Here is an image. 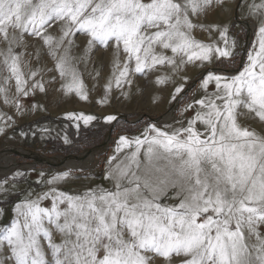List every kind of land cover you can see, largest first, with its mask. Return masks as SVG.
Instances as JSON below:
<instances>
[{
	"label": "snow or ice",
	"instance_id": "6c2138e0",
	"mask_svg": "<svg viewBox=\"0 0 264 264\" xmlns=\"http://www.w3.org/2000/svg\"><path fill=\"white\" fill-rule=\"evenodd\" d=\"M212 3L213 0H0V33L9 41L3 64L10 73L2 78L0 93L9 102L8 81L13 77L19 95H29V87L44 91L40 82L29 86L26 77L37 73L21 70V58L13 53L11 43L29 31L41 36L54 20L62 22L55 50L75 32H84L92 37L90 44H122L127 60L134 61L135 73H146L165 64L174 69L193 61L210 64L214 58L226 66L234 61L232 49L236 46L234 40L227 39V26L221 29L224 47L197 41L191 34L201 25H194L189 13L204 12ZM252 8L264 9V4ZM9 29H18L19 33L13 31L10 35ZM43 39L52 44L54 37L44 33ZM68 43L71 46L73 42ZM167 50L173 53L171 57L166 55ZM68 51L64 49L57 67L62 77L71 79L65 85L67 90L83 94V82L68 62ZM115 68L117 86L130 82L128 63L121 66L117 60ZM158 82L167 83L168 78L158 77ZM209 85H214L216 91L195 102L199 108L186 127L183 122L180 128L165 131L149 126L143 138H119L117 151H131L109 174L115 181V190L102 188L81 196L59 191L54 185L67 178L69 171L44 181L53 186L37 193L35 199L29 193L16 204L17 215L11 226L0 228V251L8 245L14 264H152L149 254L189 257L183 264H264V236L259 232V226L264 225V136L238 123L241 108L264 121V24L259 27L257 48L248 55L243 70L227 74L223 67L218 71L209 69L202 88L206 90ZM182 89L181 85L175 91L179 94ZM193 107L187 104L185 110ZM69 119L79 127L81 121L87 125L97 118L72 113ZM106 119L113 121L116 117ZM198 122L204 126L206 138H201L205 133L196 127ZM3 130L0 127V132ZM141 149L147 161L142 170ZM161 159L167 165L157 167L155 162ZM205 162L210 164L211 172H205ZM125 182L134 187H124ZM177 184L190 194L178 206L162 205L160 196H166L165 189ZM48 199L51 207L42 206L41 202ZM45 224L55 225L65 235L63 243L52 242V232ZM244 229L249 238H256L255 244L246 243ZM41 234L52 249L51 258H46L43 251Z\"/></svg>",
	"mask_w": 264,
	"mask_h": 264
},
{
	"label": "rangeland",
	"instance_id": "374dc122",
	"mask_svg": "<svg viewBox=\"0 0 264 264\" xmlns=\"http://www.w3.org/2000/svg\"><path fill=\"white\" fill-rule=\"evenodd\" d=\"M261 4H264V0H213L206 11L189 13L192 23L201 25L191 32L197 41L224 47L221 29L227 26V39L229 42L234 40L236 46L232 49L235 59L226 66L220 65L218 59L214 58L210 64L186 62L179 69L165 64L157 66L155 70L149 69L146 73H135L132 70L134 61L127 60L122 44L119 47L112 41L108 45L99 41L90 44L92 37L84 32H75L66 38L59 50H55L56 39L62 34V22L57 20L44 29V33L54 37L52 44L45 43L44 33L35 36L30 31L23 33L18 41L12 42L13 53L21 58V70L24 73H37L35 78L26 77L29 86L32 82H40L44 91L39 88L33 91L29 87V95H19L13 77L8 81L9 102L6 103L4 95L0 93V127L4 129L0 132V228L11 226L17 215V203L23 201L29 193L35 199L37 193L47 191L53 185L44 181L58 173L70 172L67 178L54 185L59 191L69 195L81 196L102 188L115 190V181L109 174L131 151H117L119 138H143L142 134L149 126L165 131L180 128V122H183L186 127L199 108L195 102L216 91L214 85H209L206 90L202 88V80L209 69L218 71L223 67L227 74H238L247 65L248 55L257 48L259 27L264 24V9L253 10L252 6ZM13 31L19 33L18 29H9L10 35ZM69 40L73 42L71 46ZM8 47L9 41L0 33V84L3 83V77L10 75L3 64ZM65 48L69 49L68 62L83 82V94L69 92L65 85L71 82L70 77L60 75L57 64L60 57L65 55ZM156 51H161L159 46ZM166 55L171 57L173 53L167 50ZM176 59L179 63L180 58ZM117 60L121 66L125 63L130 65V82H123L120 86L115 83ZM162 76L168 78L167 83L158 82V77ZM181 85L182 92L177 94L175 89ZM84 95L87 96L86 99ZM190 103L194 107L185 110ZM72 113L92 115L97 119L87 125L81 121L77 127V122L69 119V114ZM239 113L238 123L242 127L264 136V121L244 108L239 109ZM108 116H115L116 119L108 121ZM196 127L201 133H205L204 126L199 122ZM201 138H206V133ZM140 161L142 170L147 163L143 149ZM69 162L79 166L68 167ZM155 164L162 167L167 165V161L161 159ZM202 167L205 172H211L210 164L205 162ZM201 176L203 178V173ZM192 183L194 184V178ZM124 187L134 185L125 182ZM165 191L167 195H161L159 202L169 206H178L190 194L179 184L167 187ZM41 203L42 206L51 207V199ZM45 227L52 232L53 243H63L66 237L55 225L45 224ZM243 231L246 243L255 244L256 238H249L247 229ZM259 232L264 236V225L259 226ZM41 245L46 258H51L52 249L43 234ZM11 255L10 247L5 244L0 251V262L14 264L9 258ZM149 255L152 264H183L189 258L175 254L171 257ZM252 255L255 258V250H252Z\"/></svg>",
	"mask_w": 264,
	"mask_h": 264
},
{
	"label": "bare ground",
	"instance_id": "6f19581e",
	"mask_svg": "<svg viewBox=\"0 0 264 264\" xmlns=\"http://www.w3.org/2000/svg\"><path fill=\"white\" fill-rule=\"evenodd\" d=\"M28 57V56H27ZM49 66V65H48ZM52 69V68H51ZM52 73V72H51ZM40 74V73H39ZM44 74H46V73H44ZM47 75V74H46ZM45 76V75H44ZM35 78V77H34ZM55 80V79H54ZM33 81V80H32ZM50 82V81H49ZM53 82V81H52ZM55 82V81H54ZM33 83V82H32ZM31 83V84H32ZM50 84H52V83H50ZM46 85V84H45ZM13 88V87H12ZM56 88V87H55ZM12 90V89H11ZM10 90V91H11ZM54 92V91H53ZM11 94V93H10ZM55 95V94H54ZM3 104V103H2ZM67 166L69 167H78L79 165L78 164H76V163H74V162H69V163H67Z\"/></svg>",
	"mask_w": 264,
	"mask_h": 264
},
{
	"label": "trees",
	"instance_id": "16d2710c",
	"mask_svg": "<svg viewBox=\"0 0 264 264\" xmlns=\"http://www.w3.org/2000/svg\"><path fill=\"white\" fill-rule=\"evenodd\" d=\"M104 127V126H103Z\"/></svg>",
	"mask_w": 264,
	"mask_h": 264
}]
</instances>
